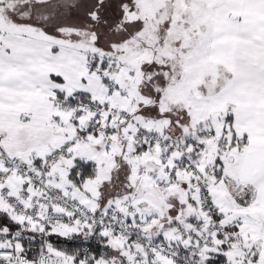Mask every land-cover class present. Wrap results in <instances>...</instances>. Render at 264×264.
Wrapping results in <instances>:
<instances>
[{
  "label": "snow or ice",
  "instance_id": "snow-or-ice-1",
  "mask_svg": "<svg viewBox=\"0 0 264 264\" xmlns=\"http://www.w3.org/2000/svg\"><path fill=\"white\" fill-rule=\"evenodd\" d=\"M0 264H264V0H0Z\"/></svg>",
  "mask_w": 264,
  "mask_h": 264
}]
</instances>
